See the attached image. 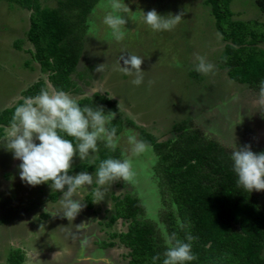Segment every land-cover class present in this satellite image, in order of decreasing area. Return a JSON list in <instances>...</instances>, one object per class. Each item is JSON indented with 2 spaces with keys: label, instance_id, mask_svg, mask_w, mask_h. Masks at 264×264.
Masks as SVG:
<instances>
[{
  "label": "rangeland",
  "instance_id": "374dc122",
  "mask_svg": "<svg viewBox=\"0 0 264 264\" xmlns=\"http://www.w3.org/2000/svg\"><path fill=\"white\" fill-rule=\"evenodd\" d=\"M38 2L42 7L57 5V0ZM124 3L131 11L125 14V37L119 42L103 23L104 16L111 11L109 0H99L88 15L81 57L72 75L79 93H68L77 103L95 93L110 100L116 110L115 119H121L120 133L114 139L115 150L100 139L97 151L90 152L85 160L78 154L73 158L69 175L87 171L93 174V184L77 189L73 199L85 207L70 222L62 218V192H53L48 183L33 187L21 181V161L14 159L6 148L5 140L12 129L5 128L0 137V264H127L129 249L117 236L127 231L129 222L113 221L115 205L124 196L140 202L143 212L138 219L151 224L156 241L166 246L163 219L176 207L170 203L164 177L155 171L158 156L152 148L131 156L129 134L140 140L142 129L158 142H167L178 137L173 127L181 126L188 132L198 131L230 153L245 145H251L256 153L264 152V104L259 100V85L238 84L222 67L225 42L205 0ZM229 8L232 20L264 25V0H233ZM152 9L164 16L180 12L184 16L171 31L157 32L143 21V12ZM29 16L27 9L0 0V113L19 106L31 85L39 79L46 80L29 53L33 51L26 40ZM257 46L264 48L263 43ZM122 54L144 59V79L139 86L132 83L134 75L120 70ZM197 55L214 65L211 73L195 71ZM101 64L104 71H95ZM46 84L50 93L54 91L47 81ZM101 151L111 156L100 157ZM129 157V180L96 183L95 172L101 161ZM251 194L264 210V192ZM13 258L18 259L9 260Z\"/></svg>",
  "mask_w": 264,
  "mask_h": 264
},
{
  "label": "trees",
  "instance_id": "16d2710c",
  "mask_svg": "<svg viewBox=\"0 0 264 264\" xmlns=\"http://www.w3.org/2000/svg\"><path fill=\"white\" fill-rule=\"evenodd\" d=\"M6 1L30 12L26 40L33 51L29 53L46 76V80L39 79L23 93L24 99L35 97L41 89L48 90L46 81L54 91L79 93L72 75L81 57L88 15L99 0H57L54 8L42 7L38 0ZM232 1L205 0V6L225 42L222 67L236 83L255 87L264 80V48L257 46L264 44V25L232 20L229 8ZM78 104L81 107L103 105L105 113L116 112L110 100L97 93ZM15 109L0 113V137L5 128L11 127ZM113 126L118 135L121 119L106 125L108 129ZM173 129L178 137L172 141L158 142L142 129L139 139L150 145L158 156L155 171L164 177L170 203L176 207L163 219L167 234L176 233L180 239L189 234L196 237L191 242L196 259L186 264H264V210L250 192L237 185L231 153L198 131L188 132L181 126ZM62 135L76 144L72 137ZM104 156L111 154L101 151L100 157ZM115 208L113 221L129 222L127 231L117 236L129 249L127 264H153L152 257L158 254L161 260L157 264H162L166 246L156 241L151 224L138 219L143 212L140 202L124 196Z\"/></svg>",
  "mask_w": 264,
  "mask_h": 264
},
{
  "label": "clouds",
  "instance_id": "9594fccd",
  "mask_svg": "<svg viewBox=\"0 0 264 264\" xmlns=\"http://www.w3.org/2000/svg\"><path fill=\"white\" fill-rule=\"evenodd\" d=\"M109 4L111 11L104 16L103 23L111 30V36L119 42L125 37L122 30L127 23L125 14L131 10L124 0L123 3L121 0H109ZM143 13L144 23L157 32L171 31L184 16L183 12L164 16L155 9ZM196 59L197 73L206 75L213 71L214 65L207 62L205 57L197 55ZM121 61L123 66L120 70L126 75L135 76L132 80L134 85L142 84L144 71L141 66L144 59L133 54H122ZM177 67L181 65L178 64ZM95 71L103 72V64L97 65ZM259 100L264 104V80L259 84ZM115 117V112L105 114L102 106L81 107L63 90L50 93L46 89H41L35 97H26L13 113L10 125L12 131L5 141L6 148L13 153V158L21 161L18 165L21 181L33 187L48 183L53 192H62V218H67L70 222L85 207V204L73 199L77 189L93 184V174L87 171L69 175L73 158L78 154L82 161L85 160L90 152L97 151V142L100 139H105L106 147L115 150L117 128L106 127ZM62 134L72 137L76 144ZM127 139L133 157L150 148V145L138 140L134 134H129ZM231 160L239 187L250 193L264 192V152L252 151L251 145L236 147L231 153ZM131 167V157L123 160L105 159L96 169V183L105 185L110 181H127L131 176ZM44 211L47 212V207ZM163 239L166 250L163 252L162 264H186L196 259L191 243L196 237L189 234L180 239L176 233H165ZM160 260L159 254L152 257L153 264Z\"/></svg>",
  "mask_w": 264,
  "mask_h": 264
}]
</instances>
